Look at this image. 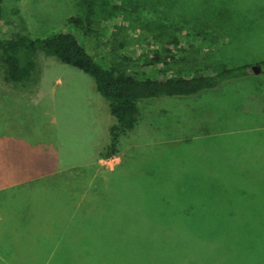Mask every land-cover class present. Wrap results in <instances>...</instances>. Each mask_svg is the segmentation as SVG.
Wrapping results in <instances>:
<instances>
[{
  "label": "rangeland",
  "instance_id": "rangeland-1",
  "mask_svg": "<svg viewBox=\"0 0 264 264\" xmlns=\"http://www.w3.org/2000/svg\"><path fill=\"white\" fill-rule=\"evenodd\" d=\"M82 2L3 0L0 38L66 28L99 65L138 77L264 59V0H94L90 20L74 28L67 22L85 16ZM160 20L175 25L154 30ZM145 49L161 59L149 65ZM4 84L21 93L19 122L30 124L33 140L46 141L52 122L61 166L86 165L110 143L114 118L91 75L38 50L36 68L20 83L8 81L0 61ZM46 94L53 106L45 109L38 101ZM0 98L5 113L11 98ZM139 105L137 125L101 162L105 175L87 185L84 205L69 209L79 259L65 253L52 261L264 264V72Z\"/></svg>",
  "mask_w": 264,
  "mask_h": 264
},
{
  "label": "crops",
  "instance_id": "crops-1",
  "mask_svg": "<svg viewBox=\"0 0 264 264\" xmlns=\"http://www.w3.org/2000/svg\"><path fill=\"white\" fill-rule=\"evenodd\" d=\"M4 85L0 97L11 100L0 113V264H33L35 257L36 264L38 257H44L38 264H70L52 258L66 253L79 259L78 237L70 239L69 209L84 205L87 185L105 175L104 157L97 151L86 165L61 166L55 160L52 122L46 141L33 140L30 124L19 122L21 93ZM38 103L52 107V96L49 101L41 95Z\"/></svg>",
  "mask_w": 264,
  "mask_h": 264
},
{
  "label": "trees",
  "instance_id": "trees-1",
  "mask_svg": "<svg viewBox=\"0 0 264 264\" xmlns=\"http://www.w3.org/2000/svg\"><path fill=\"white\" fill-rule=\"evenodd\" d=\"M87 11L85 16H71L70 25L79 28L90 20L94 0H82ZM109 9L114 7L107 2ZM3 19V0H0V21ZM154 30H166L175 25L168 21H153ZM199 35H207L206 31ZM55 56L62 63L74 66L91 75L99 93L106 99L114 123L110 126V143L100 155L104 158L118 151V137L134 128L139 121L140 103L158 99L189 98L219 88L224 83L249 77L255 73L253 65L264 72V59L252 63L228 66L225 63L204 65L193 71L156 76L138 77L117 66L104 68L80 42L72 30L59 28L46 37H32L17 33L0 38V61L3 62L6 78L15 83L29 79L36 68L37 51ZM169 50V49H167ZM145 61L152 65L161 59L158 51L145 49Z\"/></svg>",
  "mask_w": 264,
  "mask_h": 264
},
{
  "label": "water",
  "instance_id": "water-1",
  "mask_svg": "<svg viewBox=\"0 0 264 264\" xmlns=\"http://www.w3.org/2000/svg\"><path fill=\"white\" fill-rule=\"evenodd\" d=\"M253 68H254L255 72H257L259 70V68L257 67V65H253Z\"/></svg>",
  "mask_w": 264,
  "mask_h": 264
}]
</instances>
